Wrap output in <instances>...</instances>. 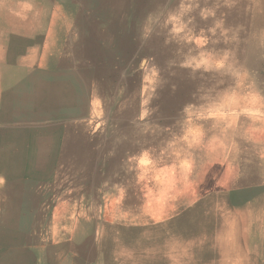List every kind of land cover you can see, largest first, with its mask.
Segmentation results:
<instances>
[{"label": "rangeland", "instance_id": "1", "mask_svg": "<svg viewBox=\"0 0 264 264\" xmlns=\"http://www.w3.org/2000/svg\"><path fill=\"white\" fill-rule=\"evenodd\" d=\"M68 262L264 264V0H0V264Z\"/></svg>", "mask_w": 264, "mask_h": 264}, {"label": "bare ground", "instance_id": "2", "mask_svg": "<svg viewBox=\"0 0 264 264\" xmlns=\"http://www.w3.org/2000/svg\"><path fill=\"white\" fill-rule=\"evenodd\" d=\"M19 15V14H18ZM78 91V90H77ZM76 94H77V92H76ZM77 97V96H76ZM76 99V98H75ZM79 104V103H78ZM75 106V105H74ZM77 106V105H76ZM128 251H129V253H130V251H131V249H128Z\"/></svg>", "mask_w": 264, "mask_h": 264}, {"label": "crops", "instance_id": "3", "mask_svg": "<svg viewBox=\"0 0 264 264\" xmlns=\"http://www.w3.org/2000/svg\"><path fill=\"white\" fill-rule=\"evenodd\" d=\"M76 247H78V246H76ZM261 253H262V252H261ZM68 264H71V263L68 262Z\"/></svg>", "mask_w": 264, "mask_h": 264}]
</instances>
